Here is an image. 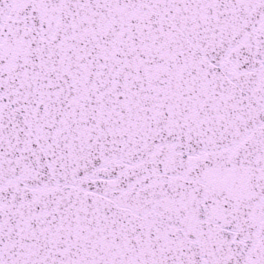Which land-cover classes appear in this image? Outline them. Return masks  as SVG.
<instances>
[{"label": "snow or ice", "instance_id": "6c2138e0", "mask_svg": "<svg viewBox=\"0 0 264 264\" xmlns=\"http://www.w3.org/2000/svg\"><path fill=\"white\" fill-rule=\"evenodd\" d=\"M0 264H264V0H0Z\"/></svg>", "mask_w": 264, "mask_h": 264}]
</instances>
